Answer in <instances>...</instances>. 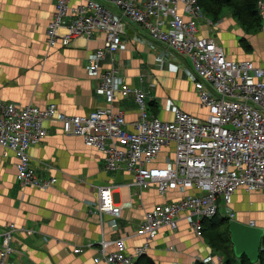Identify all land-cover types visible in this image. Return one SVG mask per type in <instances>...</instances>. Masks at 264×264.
Returning a JSON list of instances; mask_svg holds the SVG:
<instances>
[{
	"label": "crops",
	"instance_id": "1",
	"mask_svg": "<svg viewBox=\"0 0 264 264\" xmlns=\"http://www.w3.org/2000/svg\"><path fill=\"white\" fill-rule=\"evenodd\" d=\"M56 1L0 0V100L17 107L54 104L65 116L88 115L107 106L99 91V77L88 72V59L102 47L103 36L77 37L67 47H48L46 27L53 19ZM70 3L76 6L81 0ZM179 11L185 14L182 5ZM259 14L264 28V10ZM204 17L210 24L199 21V35L213 37L228 59L264 64V32L256 39L247 35L231 8H223L216 21ZM110 69L119 79L147 94L148 112L153 117L171 121L176 107L200 120L207 115L193 85L191 61L170 53L135 24L125 27L118 51L101 62V71ZM112 108L122 113L127 127L132 128L131 123L138 117L133 97L117 95ZM44 127L46 137L28 152L35 175L55 179L48 189L20 186L15 178V155L0 147V231L11 223L19 229L14 234L16 252L9 264H106L94 262L102 238L124 239L127 254H133L145 242L135 235L145 213L188 194L177 190L164 198L154 188L135 191L129 186L132 177L126 169H105L101 151L86 146L80 137L64 135L55 119L45 121ZM171 158L172 147L165 148L154 165H163ZM97 187H110L116 203L131 202L132 207L123 208L117 219L105 215L100 222L96 214L89 213L97 202ZM228 213L234 218L229 219ZM216 217L249 227L253 223L252 227L264 230V191L236 190L227 207L219 201ZM20 229L33 234L27 236ZM88 244L93 246L84 249ZM77 248L84 250L75 254ZM113 250L111 246L107 252ZM217 257L224 262L206 234L197 237L187 221L181 220L174 231L160 229L144 257L135 264H146L147 260L153 264H201V260L211 263Z\"/></svg>",
	"mask_w": 264,
	"mask_h": 264
},
{
	"label": "built area",
	"instance_id": "2",
	"mask_svg": "<svg viewBox=\"0 0 264 264\" xmlns=\"http://www.w3.org/2000/svg\"><path fill=\"white\" fill-rule=\"evenodd\" d=\"M179 5L185 8V14L180 13ZM258 9L263 12L264 0L258 2ZM204 18L196 0H81L76 6L70 0H57L53 19L46 27L47 45L67 47L77 37L103 36L102 47L88 59V72L99 77V91L107 106L88 115L65 116L54 104L17 107L0 100V147L15 155V178L22 187L45 190L55 183V179L35 175L28 152L46 137L44 122L55 119L64 135L80 137L86 146L101 151L106 170L126 169L132 177L129 186L135 191L154 188L164 198L173 191L188 192L145 213L135 229V235L145 242L133 254H127L124 239L102 238L97 243L99 257L95 263L135 264L160 229L174 231L181 220L201 237L203 221L217 215L219 201L227 207L240 188L264 191V64L228 59L213 37L199 35V21L210 24ZM130 24L140 27L170 53L191 61L199 104L207 110L203 120L177 107L172 110L171 121L153 117L143 90L119 79L112 69L100 70L103 59L120 48L121 36ZM117 95L132 96L137 106L138 117L130 129L122 113L112 108ZM170 147L172 158L154 165ZM96 191L97 202L89 213L96 214L100 222L105 215L117 219L123 208L132 207L131 202L116 203L110 187H97ZM227 217L233 219L234 215L228 213ZM17 230L11 223L0 231V264H9L15 254ZM20 230L27 236L33 234L28 229ZM111 246L114 250L107 252ZM201 264L223 261L217 257L211 263L201 260Z\"/></svg>",
	"mask_w": 264,
	"mask_h": 264
},
{
	"label": "trees",
	"instance_id": "3",
	"mask_svg": "<svg viewBox=\"0 0 264 264\" xmlns=\"http://www.w3.org/2000/svg\"><path fill=\"white\" fill-rule=\"evenodd\" d=\"M203 14L211 17L213 21H216L223 8H231L234 15L237 17L239 23L243 26L245 32H254L262 27L261 17L257 10V2L259 0H196ZM217 216V215H216ZM214 217L210 220L203 221V233L205 234L206 225L211 220L217 218ZM212 227L207 231L208 240L210 245L221 254L224 255L223 264H235L236 260L238 264H252L245 257L236 258L233 253V247L230 241V232L228 230V223L226 219H221L220 224H212ZM224 227V228H223ZM223 228V229H222ZM222 255V256H223ZM143 258V257H142ZM141 258V259H142ZM261 258V259H260ZM146 264H153L152 261L147 260ZM256 264H264V236L261 240V247L259 249V257Z\"/></svg>",
	"mask_w": 264,
	"mask_h": 264
},
{
	"label": "water",
	"instance_id": "4",
	"mask_svg": "<svg viewBox=\"0 0 264 264\" xmlns=\"http://www.w3.org/2000/svg\"><path fill=\"white\" fill-rule=\"evenodd\" d=\"M228 230L235 257L238 259L245 256L250 263L256 264L264 230L233 220L229 221Z\"/></svg>",
	"mask_w": 264,
	"mask_h": 264
},
{
	"label": "rangeland",
	"instance_id": "5",
	"mask_svg": "<svg viewBox=\"0 0 264 264\" xmlns=\"http://www.w3.org/2000/svg\"><path fill=\"white\" fill-rule=\"evenodd\" d=\"M260 1V0H259ZM258 1V2H259ZM258 2H257V10L259 11V13H261L260 12V10L258 9ZM201 13L203 14V12H202V10H201ZM234 13V12H233ZM260 16L262 15V14H259ZM203 16H204V14H203ZM236 19H237V17H236ZM243 28V27H242ZM244 29V28H243ZM245 31V30H244ZM261 32H264V28L263 27H261L260 29H257L256 31H254V32H246V34L247 35H253V37H254V39H256V38H258V35L260 34L261 35ZM245 43L247 42L246 40L244 41ZM257 45H259V43H257V41H256V46ZM247 47V50H249V48L252 50V48H251V46H246ZM220 221H221V219H218V218H215V219H213V220H211V222H209L207 225H206V231H205V234H206V236H208V230L210 229V227H212V226H210L211 225V223L212 224H214V225H216V224H220ZM224 228V227H223ZM222 228V229H223ZM223 255V254H222ZM223 257H224V255H223Z\"/></svg>",
	"mask_w": 264,
	"mask_h": 264
},
{
	"label": "bare ground",
	"instance_id": "6",
	"mask_svg": "<svg viewBox=\"0 0 264 264\" xmlns=\"http://www.w3.org/2000/svg\"><path fill=\"white\" fill-rule=\"evenodd\" d=\"M129 97V96H128ZM105 157V156H104ZM261 259V258H260Z\"/></svg>",
	"mask_w": 264,
	"mask_h": 264
}]
</instances>
